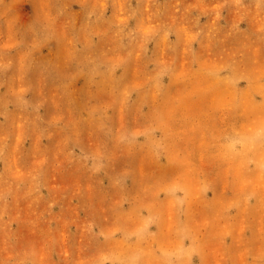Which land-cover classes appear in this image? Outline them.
<instances>
[{
  "label": "rangeland",
  "instance_id": "rangeland-1",
  "mask_svg": "<svg viewBox=\"0 0 264 264\" xmlns=\"http://www.w3.org/2000/svg\"><path fill=\"white\" fill-rule=\"evenodd\" d=\"M0 264H264V0H0Z\"/></svg>",
  "mask_w": 264,
  "mask_h": 264
}]
</instances>
